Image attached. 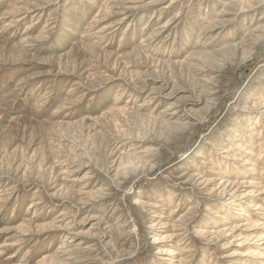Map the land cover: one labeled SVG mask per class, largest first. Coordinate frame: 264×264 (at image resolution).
<instances>
[{
	"label": "rangeland",
	"instance_id": "obj_1",
	"mask_svg": "<svg viewBox=\"0 0 264 264\" xmlns=\"http://www.w3.org/2000/svg\"><path fill=\"white\" fill-rule=\"evenodd\" d=\"M0 264H264V0H0Z\"/></svg>",
	"mask_w": 264,
	"mask_h": 264
},
{
	"label": "bare ground",
	"instance_id": "obj_2",
	"mask_svg": "<svg viewBox=\"0 0 264 264\" xmlns=\"http://www.w3.org/2000/svg\"><path fill=\"white\" fill-rule=\"evenodd\" d=\"M113 7H114V6H113ZM239 150H241V151H242V149H239ZM230 195H231V194H230ZM231 203H232V202L230 201V202H229V204H231ZM248 207H249V208H252V206H251V205H249Z\"/></svg>",
	"mask_w": 264,
	"mask_h": 264
}]
</instances>
